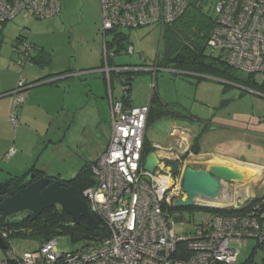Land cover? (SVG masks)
<instances>
[{"label":"built area","instance_id":"obj_1","mask_svg":"<svg viewBox=\"0 0 264 264\" xmlns=\"http://www.w3.org/2000/svg\"><path fill=\"white\" fill-rule=\"evenodd\" d=\"M99 1L106 59L109 31L150 26L163 30L181 17L189 4V0ZM200 1L217 17L209 48L220 50L221 56L236 71L264 76V0ZM60 12V0H0V25L13 22L20 15L38 20L60 15ZM31 52L26 44L18 48L19 65L27 63ZM127 53L134 55V46H129ZM139 69L114 70L119 73ZM105 72L109 74L111 70L107 67ZM27 87L21 81L15 90L19 102L24 100L21 93ZM120 88L123 90L121 85ZM111 111L109 144L91 166L95 184L83 193L90 212L105 223L108 235L69 252L59 251V242L66 240L61 237L22 256L8 247L0 264H241L239 257L249 240L256 241L258 248L264 251V197L255 200L247 190L241 189V183L235 195L226 191L225 185L218 206L198 204L221 210L231 208L239 213L204 216L194 232L177 234L172 226L181 215L171 222L172 209L179 200L187 198L183 190L185 168L176 173L169 161L180 160L179 154L152 145L160 162L154 173L146 171L149 105L126 107L119 98L112 101ZM11 121L15 126L18 124L15 115ZM189 151L187 148L182 154L189 153L191 163L203 159ZM14 153L12 149L9 156ZM181 221L184 218L181 217ZM0 236L6 241L8 234L1 231ZM181 244L185 246L182 250Z\"/></svg>","mask_w":264,"mask_h":264},{"label":"rangeland","instance_id":"obj_2","mask_svg":"<svg viewBox=\"0 0 264 264\" xmlns=\"http://www.w3.org/2000/svg\"><path fill=\"white\" fill-rule=\"evenodd\" d=\"M15 21L16 24H8L21 26L20 32L23 27L28 28L29 41L36 46L37 50L44 48L50 57L43 63H27L21 66L19 62H15L13 48L6 38L0 52V68L5 69L6 62L11 60L13 66L21 74L23 72L25 76L31 77L32 82L60 76L66 77L59 80L57 84L63 87L62 91L65 88L68 100L66 99V103L60 104L57 109L53 108V113L45 126L46 117L42 119L41 116H38L32 124L27 125L30 126L29 129L21 133L19 129L15 133L11 132V138H15L17 143L22 144L26 151L35 154L34 164L31 167L44 172L48 178L71 180L85 166L95 162L101 156L107 143L109 144L112 128L110 97L112 93L116 97L120 94L118 79L112 77L111 82L107 73L104 74L107 64L103 52L101 3L99 0H61L60 15L40 20L25 19L20 15ZM123 31L129 38L125 41L122 51L113 58L109 70L115 66H118L117 68L120 66L154 68L159 55L164 51L161 27L150 26ZM111 39L112 36L108 34L106 40L110 41ZM129 46H134V55L127 53ZM205 53L208 56L219 58L220 50L207 47ZM196 75L179 73L173 69H158L157 80L154 78V73H140L135 76L131 93L134 104L147 102L149 104L153 87L156 86L154 93L159 95L161 101L168 104L178 115H182L153 119L146 129L149 143L169 150L172 147L170 133L178 129L179 125L190 127L192 129L190 136L193 134L195 136L196 133L201 134L204 128L209 132L213 127L218 126L217 132L211 136H208L207 133L206 139L205 135H200L202 155H206L208 158L215 153L222 154V152H217L214 147L226 137L228 140L233 139L234 143L240 144L237 151L232 152L233 157L239 158L243 162L264 165V142L258 139L259 135L264 134V121H262L264 118V90L259 89L261 95L254 91H247L216 75L200 74L202 78ZM238 75L243 78L246 76L242 72H238ZM109 77L111 78V76ZM255 80L258 84H262L264 76L255 75ZM50 86L56 85H42L41 89L37 87L34 94L36 97H52L55 105L54 99L57 96L60 98L61 95L49 89ZM72 96H75V101L80 105L76 104L73 107L70 104ZM42 126H44L43 130ZM46 133L49 134L45 139ZM50 139L53 140L51 144L49 143ZM258 147L261 148L257 151ZM181 160L185 164H172L178 161L177 158L169 161L172 162L170 165L176 173H180L189 165L196 168H207V170L214 165L234 167L230 162L220 163L217 160H213L214 165H195L190 162V159L188 162H186L187 159ZM0 162L2 163L0 165V182L3 183L16 174L11 176L5 167L7 159L1 158ZM257 175L251 174V176ZM263 182L264 178L256 179L252 182L253 184L250 183V186L243 185L252 190L254 197L261 198L264 197ZM238 185L239 182H233L226 185L225 190L231 191L235 195L240 188ZM193 208H182L174 212L171 222L179 215L184 218L182 222L180 217L172 226L177 234L194 232L196 225L204 216L214 213L196 209L206 208L205 206L197 205ZM61 238L66 239L58 244V249L61 252L74 251L93 242L74 243L68 236ZM39 247L40 243L37 241L16 239L10 249H13L18 256H22L24 253L36 251ZM6 252L7 250L0 249V260L6 257ZM250 259L256 264L264 261V251L258 248L257 242L254 240L247 242L239 257V262L246 263Z\"/></svg>","mask_w":264,"mask_h":264},{"label":"trees","instance_id":"obj_3","mask_svg":"<svg viewBox=\"0 0 264 264\" xmlns=\"http://www.w3.org/2000/svg\"><path fill=\"white\" fill-rule=\"evenodd\" d=\"M216 22V15L210 12L209 8L204 5V2L200 0H189L188 7L184 14L179 17L176 21L166 25L163 29L161 38L162 42H164V51L162 52V54L159 55L154 68L157 71L158 69H173L179 73H190L192 75L197 74L196 76L199 78H202L200 74L216 75L219 78H223L225 80L230 81L232 84H237L245 88L251 89L255 92L261 93L259 92V89L264 90V82L262 84H258L255 80V75L245 74V78L240 77V75H238V71L231 67L226 61V59L220 56L221 54L219 55V58H214L212 56L206 55L205 51L207 50V47H209L208 41L211 37L213 29L216 27ZM28 31V28L23 27L19 35L14 40L13 52L15 54V62L17 63V50L24 44L30 46L32 49V52L28 57L27 63L37 64L41 62H46L47 60H49L50 55L45 52L44 48L37 50L36 46L29 41ZM108 34L112 36V39L110 41H106V47L108 50V58L106 59V62L109 66H112L113 57L118 55L122 51L124 43L129 38V36L125 34L124 31L116 30L109 31ZM2 44L3 37L0 34V46ZM34 52H36L35 55H33ZM111 53L113 55H111ZM147 67L148 66H142L139 67V70L123 71L119 73L111 72V78L109 77L110 81H112V77H116L123 88L120 98L122 99L126 107L133 106L131 93L132 82L135 76L140 73H155L154 70L149 71L144 69ZM155 75L157 78V72ZM41 80H38V82ZM155 88L156 86L153 87V94L150 98L149 114L147 118L146 129L148 128L149 124L153 121V119L177 117L178 115L174 110L169 107L168 104H165L161 101L158 94L154 93ZM199 140L200 137L196 140V143H198ZM196 143L192 146L191 151H193V153L195 154H198L199 149L198 147H196ZM152 150V145L149 143L147 137H145V152L149 153ZM185 157L186 156H184L183 158ZM93 163L85 166L79 172V174L71 180H60L56 177L49 178L51 179V182L55 180L61 181L62 186L64 187H74L78 191L79 195L84 198V191L95 184V179L92 175L91 170V166ZM172 164L178 165L179 161ZM31 174H35L36 179L46 177V174L44 172L38 171L33 167L30 168L22 176L11 177L8 180L9 187L6 190L7 192L2 197H0V203L3 202L5 199L20 192L24 187L32 183L33 180L25 184L26 180H28ZM256 199L258 200V198H255V200ZM179 209L182 208H173V213ZM196 209H204L220 214L239 213L231 208L222 210L212 208ZM95 218L98 221L99 226L95 232L90 233L86 230L85 219H82L79 223H76L71 216L66 214L59 207L45 210L35 220H14L10 224H7L5 222L2 217V214L0 213V232H7L8 236L6 238V243L8 244L9 250H13L10 249V247L12 246L13 241L16 239L33 240L39 242L40 245L53 238L62 236L70 237L74 243H78L81 241L97 242L108 235V230L105 223L100 218H98L97 216H95ZM184 248L185 246L181 244L180 249L182 250ZM241 264L256 263H254V261L250 259L246 263Z\"/></svg>","mask_w":264,"mask_h":264},{"label":"crops","instance_id":"obj_4","mask_svg":"<svg viewBox=\"0 0 264 264\" xmlns=\"http://www.w3.org/2000/svg\"><path fill=\"white\" fill-rule=\"evenodd\" d=\"M21 16L25 19L27 18L24 15H21ZM15 20L14 22H11V23H15L16 22ZM20 28L21 26H12L11 24L0 25V34L3 37V43H4V40L7 38V40L10 41L11 47L13 48L14 40L19 35ZM1 50H2V45L0 46V52ZM32 64H35V63H32ZM6 65L7 67L5 69L0 68V160L1 158L7 159L6 163L8 164L5 163V167L11 173V176H13L12 174H16L15 176H22L30 168H32L31 165L34 164L35 154L29 153L28 151H26V148L19 142L17 143L15 138L12 139L11 132L15 133L17 129H19L21 133L25 131L26 129H29L30 126H27V125L32 124L33 121L38 116H41L42 119L43 117L44 118L46 117V121L44 122V126H45L49 120V117L53 113V110H54L53 108L57 109L60 106V104L66 103V101L68 100V93L65 90V88L62 91L63 87L57 84L59 80H62L66 77L60 76L57 78L54 77V78H50L47 80L44 79V81L32 82L31 77L25 76L23 72L21 74V72L17 70L15 66H13V62H11V60H8L6 62ZM63 76H66V75H63ZM21 81H24L28 85V87L25 88L23 92L21 93L23 95L24 100L22 102H19L14 92L19 87V84ZM31 84H33V86L30 87L29 85ZM34 84L35 85L39 84V85L35 86ZM48 84L56 85L54 87L50 86L49 89H52V91L54 90L57 92L58 95L59 94L61 95L60 98H58L57 96L54 99L55 105L53 104L52 97L50 98L36 97V95L34 94V91L37 90L36 89L37 87H39L38 89H41L40 87L42 85H48ZM119 91H120V94L117 97L116 95L112 93V96L110 97V107H111V103L113 100H117L121 97V94H122L121 88H119ZM260 94L262 95V93ZM70 104L73 107H75L76 104L80 105L75 101V96L71 97ZM132 105L133 106H144V105H149V104L148 102L147 103H137V104H134L132 102ZM14 115L18 118V124L16 126L11 121L12 116ZM178 116H182V115H178ZM209 124H212V123H209ZM44 126L41 127L42 130ZM178 127H179L178 129H175L174 131L170 133L171 141H172L171 145L173 147V148L171 147V149L174 150L178 154L183 153L185 150H187V148H192V146L195 145L196 140L200 137L201 134L203 136L205 135V139H206L207 133H208V136L209 135L211 136L212 134L217 132V129H219L218 126L217 127L215 126L208 132V130L204 128L201 134L198 135V133H196L195 136L194 134L193 136H190V133L192 131L190 127H188L187 125H179ZM48 134L49 133H46L45 139L47 138ZM258 139L259 141L264 142V134L259 135ZM49 143L50 144L53 143V140L50 139ZM196 145H197L196 147H198L199 149V153L197 155L203 159L193 160V164L195 165L196 164L214 165L215 162H213V160H217L220 163L230 162L234 166L233 169H236L240 171L241 173H247V177L245 176L243 177V181L239 186L242 187L241 188L242 190L244 191L247 190L248 193H250L253 196L252 190H249V188H245L244 185L250 186V183H252L256 179L257 180L263 179L264 178V165L260 163L243 162L241 159L233 157L232 152L237 151L240 145L238 143H234L233 139L228 140L226 137L221 139V141H219L215 145L214 148L217 152H222V154L215 153L217 154L215 155L213 153L214 155L208 156V158H206V155H202V145H200V141H198ZM107 146H108V143L106 147L104 148V150L102 151L101 155L106 151ZM259 148L261 147H258L256 150L258 151ZM12 149L15 150V153L12 156H9V153ZM1 164L2 163L0 162V165ZM253 173L258 174V175L251 176V174Z\"/></svg>","mask_w":264,"mask_h":264},{"label":"water","instance_id":"obj_5","mask_svg":"<svg viewBox=\"0 0 264 264\" xmlns=\"http://www.w3.org/2000/svg\"><path fill=\"white\" fill-rule=\"evenodd\" d=\"M155 152H150L145 161L144 169L154 173L159 165ZM20 192L0 203V213L7 224L14 220L27 221L37 219L45 210L59 207L72 219L79 223L86 220V230L90 233L98 229L99 223L90 212L88 203L79 195L74 187H64L62 182H51L48 177L36 179L31 174ZM243 174L228 166H211L207 168L187 167L183 174V190L186 200H179L177 208H193L206 201H216L212 207L218 206L223 196L225 185L241 182ZM9 182L0 183V190L5 191ZM206 205V204H205ZM6 241L0 236V249L7 250Z\"/></svg>","mask_w":264,"mask_h":264},{"label":"clouds","instance_id":"obj_6","mask_svg":"<svg viewBox=\"0 0 264 264\" xmlns=\"http://www.w3.org/2000/svg\"><path fill=\"white\" fill-rule=\"evenodd\" d=\"M60 1H61V0H60ZM60 13H61V12H60ZM106 41H107V40H106ZM103 45H104V43H103ZM103 52H104V50H103ZM104 57H105V56H104ZM114 57H115V56H114ZM114 57H113V58H114ZM105 62H106V58H105ZM106 64H107V67L110 68V66L108 65L107 62H106ZM115 68H117V67H113V69L111 70V72H115V70H114ZM154 69H155V68H154ZM111 72H110V73H111ZM154 72H155V73H154V78H156V75H155V74H156L157 70L154 71ZM110 73L107 74L108 78H109V76H110ZM115 73H116V72H115ZM104 74H106V72H104ZM108 78H107V79H108ZM25 84H26V83H25ZM26 85H27V84H26ZM34 85H35V84H34ZM234 85H237V84H234ZM27 86H28V85H27ZM29 86L31 87V86H33V84H31V85H29ZM238 86H240V85H238ZM241 87H242L243 89L247 90V91H253V90L248 89V88H245V87H243V86H241ZM254 92H255V91H254ZM257 93H258V92H257ZM259 94H260V93H259ZM117 100H118V99H117ZM145 137H146V135H145ZM152 149H153V147H152ZM151 152H155V151L152 150ZM189 152L193 153V151H191V148H190V151H189ZM149 153H150V152H149ZM149 153H148V154H149ZM177 154H178V153H177ZM193 154L196 156V158L199 157L197 154H195V153H193ZM188 155H189V153H185V154H182V153H181V154H179V156L181 157L180 160H178L179 163H181V164L183 163V161H182L181 159H184V160L187 159V160H188ZM184 156H186V157L183 158ZM187 160H186V161H187ZM178 161H177V162H178ZM169 163L171 164L172 162H169ZM189 166L194 167V166H192V165H189ZM189 166H188V167H189ZM186 168H187V167H186ZM195 168H196V167H195ZM155 171H156V170H155ZM242 181H243V180H242ZM242 181L239 182V183H242ZM251 184H253V183H251ZM254 198H256V197H254ZM176 207H177V206H176ZM212 209H216V208H212ZM6 244H7V243H6ZM7 246H8V244H7Z\"/></svg>","mask_w":264,"mask_h":264},{"label":"bare ground","instance_id":"obj_7","mask_svg":"<svg viewBox=\"0 0 264 264\" xmlns=\"http://www.w3.org/2000/svg\"><path fill=\"white\" fill-rule=\"evenodd\" d=\"M243 174V177L245 176V177H247V173H242ZM245 182V181H244ZM206 205H214V204H216V201H205L204 202Z\"/></svg>","mask_w":264,"mask_h":264},{"label":"flooded vegetation","instance_id":"obj_8","mask_svg":"<svg viewBox=\"0 0 264 264\" xmlns=\"http://www.w3.org/2000/svg\"><path fill=\"white\" fill-rule=\"evenodd\" d=\"M6 182H8V181H6ZM3 183H5V182H3ZM6 190H7V189H6ZM6 190L3 191V192H2V190H0V197H2V196L7 192Z\"/></svg>","mask_w":264,"mask_h":264}]
</instances>
